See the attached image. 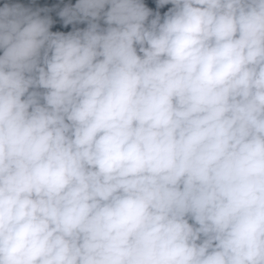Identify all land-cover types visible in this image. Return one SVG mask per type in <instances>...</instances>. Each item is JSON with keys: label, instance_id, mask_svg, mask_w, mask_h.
<instances>
[{"label": "clouds", "instance_id": "1", "mask_svg": "<svg viewBox=\"0 0 264 264\" xmlns=\"http://www.w3.org/2000/svg\"><path fill=\"white\" fill-rule=\"evenodd\" d=\"M0 264H264V0H4Z\"/></svg>", "mask_w": 264, "mask_h": 264}, {"label": "trees", "instance_id": "2", "mask_svg": "<svg viewBox=\"0 0 264 264\" xmlns=\"http://www.w3.org/2000/svg\"><path fill=\"white\" fill-rule=\"evenodd\" d=\"M4 2V0H0V4H2ZM10 2H19V3H24V4H29L31 3V0H10ZM47 0H36V4L37 5H43L44 3H46ZM65 2H68V0H65ZM72 3L75 2V0H71ZM58 26V25H57ZM85 25H79V27H84ZM72 26H68V29H64L69 30L71 29Z\"/></svg>", "mask_w": 264, "mask_h": 264}]
</instances>
